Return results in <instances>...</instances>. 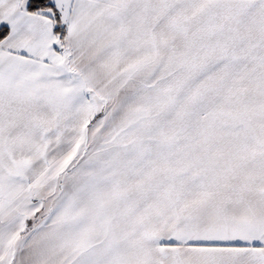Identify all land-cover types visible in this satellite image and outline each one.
<instances>
[{
  "label": "snow or ice",
  "instance_id": "obj_1",
  "mask_svg": "<svg viewBox=\"0 0 264 264\" xmlns=\"http://www.w3.org/2000/svg\"><path fill=\"white\" fill-rule=\"evenodd\" d=\"M0 264H264V0H0Z\"/></svg>",
  "mask_w": 264,
  "mask_h": 264
}]
</instances>
